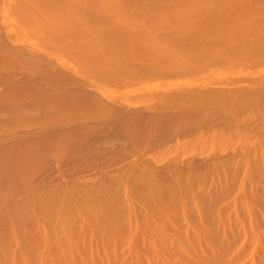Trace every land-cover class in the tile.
I'll return each mask as SVG.
<instances>
[{
	"label": "bare ground",
	"instance_id": "6f19581e",
	"mask_svg": "<svg viewBox=\"0 0 264 264\" xmlns=\"http://www.w3.org/2000/svg\"><path fill=\"white\" fill-rule=\"evenodd\" d=\"M0 2L3 4H1L2 7L0 9V129H2L0 131H2L4 135V137L0 136L3 138V140L0 138L2 146L0 148L3 150L2 152L0 149L2 152L0 153V222L2 221V224L5 221H9L14 229L16 227H21L20 225H22V223L27 224L26 222L31 220V217L34 219L38 218L37 221L39 222L40 220L41 222H45V220L49 221L50 219V224L52 221L56 224L60 223V225H53L55 226L53 228L50 227L53 229V232L55 228H59V232H63V235L66 233L70 238L65 237V235L64 238L61 239H69H66L68 243L65 241V244L70 245V249L67 245L65 246L67 250L69 249L70 251V254L68 253L69 256L72 255L71 249H73V252L76 249L79 256L81 255V250H88L89 259L93 258L94 260L95 256H91L96 252L100 254L102 251L101 249V252L98 249H96L98 251H94L93 247L96 244H100L104 249L107 247V251H110L108 253L111 256H109L108 253L107 255V251L104 250V252L106 251L104 253V255L106 254L104 260L107 261V263L106 261L105 263L108 264L112 262V264H115L121 257L120 254H123V243L127 246H131V244L133 245L136 243V240L138 241L141 239L143 242L149 241L150 244L154 243L153 245H155V239H157L154 238L155 236H157L161 242L164 241L163 243L165 244L166 240H168L169 244L173 241L179 243L181 241L185 242L186 240L187 242L190 237L189 233L198 238L202 236L211 237L215 234L214 231L217 233L219 230L220 232L223 230L222 234L225 235L227 229L229 231L234 229V221L240 220L237 217V219L234 218L235 220L231 218V220H234L231 221L229 219L230 216H227L229 213L225 209L224 210L228 213L227 215L221 211L223 208L229 210V199L231 196L234 194L233 198L237 197L239 190L240 193H244L243 196L245 195L246 199V195H249L248 198L250 197L253 199H257L261 194L263 195L264 75H259L260 77L256 78L258 75L255 73V78H250L251 80L247 79L245 84L232 88L225 86L224 83L226 82H222L224 85H221L216 83L217 80L213 81L217 76L215 78L213 77L214 79L212 80L216 84L207 78L208 83L205 82L203 85L196 86L199 83L197 82L196 84V82H194V85L196 84L194 87L193 81H191L192 79H187L188 82L191 81L190 83L192 84L188 85L187 82L185 88H179L178 83L177 88L168 89L159 86V88L161 87L162 89H158V86L156 87L158 84H155V86H153L157 89L151 88L152 90L145 91L147 94L144 90L142 91L139 89L142 91V94L137 95L140 97V100H135L136 103L133 101L134 104L131 102L132 100H129L131 103L125 102L127 101L126 96H128L129 93L125 91V96L121 93L123 92L121 90L119 95L123 94L126 100L123 101L121 97L120 102H118L119 100L116 101L114 96L112 95V98L110 95V93H112L111 91H114L115 88L112 86V89H114H110L109 93L106 88L108 86L105 87L107 89V91H105L106 89L102 88L103 86L101 83L103 82L104 84L105 81L108 80L112 81V84L115 81L120 84L119 81L121 82V79H123L122 81L124 82L125 80L138 81L149 76L155 77L156 74L159 76H168L167 74L179 70V72L184 70L188 72V69H191L189 70L190 72H195L198 67H200V69H198L199 71L201 68L203 69L204 66H214V64L218 65L220 62L223 63H220V66L222 65L223 67V65L226 64L224 65L225 68L229 66L230 69L232 67L239 68L245 65L251 67L252 65H260L263 67L264 64L261 63L264 62V0H0ZM108 19L115 21L122 20L121 22H124L123 19H125L127 22L124 23L127 25H124V27V23L122 24L121 22L120 24L118 23L119 25H115L116 23H112V21L106 22ZM138 19L145 22H140L138 24ZM94 21H96L95 24ZM102 22L103 24H101ZM149 22L151 23L148 24ZM261 22L262 26L260 25ZM91 23L95 26H92ZM135 23L139 25V29L135 26ZM144 23L148 24H145L146 26H143L144 28L149 30L154 28V33L157 32L160 34L158 37L162 35V37H166L170 42H164L162 40L163 42L161 43L163 44L157 47L155 44L152 46L150 41L151 47H154V50H157L159 53L156 52L157 54L154 56V59L152 57V61L150 58L148 60L150 62L146 61L145 63L143 59L146 57L144 58L142 53H147L144 52L145 50L143 52L141 51V53L138 54H142L140 56H142L143 61H141L142 64H137V66L136 63H134V55L136 53L134 48H136L135 46H137V48L140 46L141 48V43L138 46L134 44L135 41H132L135 45H133V47L131 40L136 39H129L126 41V38L134 36L135 34L139 35L142 28L140 24L142 26ZM130 26L136 28L131 27V30ZM253 26L258 27L255 28V30ZM259 26L261 27L259 28ZM115 28H117L118 31L116 30V32L114 31V33H112ZM124 28L128 30L125 32V30H123ZM92 30L97 31L91 32ZM160 31L163 34H161ZM90 35L96 38L101 35H106L108 39L110 38L109 36H111L112 39L114 37L113 40L115 41H110V38L109 42L105 44L106 38H104V44H101L102 48L106 49L104 52L106 57L105 55L104 57L107 62L103 61L104 64H100L102 63V61H100L101 59H98L100 62L96 61L97 58L93 60L95 55L99 54L96 52L98 50L97 48H94L97 54L92 50L93 47L89 49L86 47L90 51H87V53H89V59L91 58L93 61L88 60V57L85 58L87 60L82 58L85 61L78 60L80 58V51L78 53L79 56H75L77 59L72 56V58L70 57L71 59H69L71 55L69 52L71 49H69V46L71 45H69V43H80L79 39L83 37L86 38ZM115 36L118 37L119 41L116 40ZM78 37L79 39H76V41L73 39ZM119 37L124 40L122 41L123 43L120 42ZM40 38H43V41H41ZM96 38L93 40L96 41L99 37ZM135 38L137 37L135 36ZM69 39H73L75 43L73 41L70 42ZM140 39L143 38L140 37ZM101 40H99V43H101ZM153 40H155V38ZM87 42L89 41L87 40ZM43 43H48L46 46L50 47L51 50L55 47L56 49L62 50L63 53L61 52L59 55V50L57 52L56 49L52 50L53 53L51 51L49 52L48 50L50 49L48 48V50H46L47 47ZM79 43L75 44V47L78 46V49L79 46L80 49L83 48L84 46L81 47V45H78ZM92 43L94 42H91V44ZM99 43L98 45H100ZM136 43H138L137 40ZM83 44H86V42H83ZM88 44L86 45L88 46ZM118 46L123 48L124 54H122ZM116 47L120 49L118 51H121V53L117 54L118 52L115 50ZM143 48L144 47L141 49ZM203 48L206 49L204 50ZM211 50L213 51L211 52ZM70 51L73 53V50ZM204 51L210 52L206 54ZM75 52L76 51H74V53ZM82 52L85 53L84 50ZM171 55H174V57L172 58ZM136 56H138L136 59H139L137 53ZM175 57L178 58L174 60ZM200 57H202L203 60ZM72 59L75 60L73 61ZM208 60H210L211 63H209ZM214 60L216 62H214ZM217 60L219 61L217 62ZM70 61H73V63ZM74 62H77L80 67L78 68V65ZM74 64L75 67L82 71H79L81 73H79L78 76V69L71 66ZM112 65L115 66L112 67L116 69H113L115 71L119 68L122 70V67H127L125 68L128 69L127 71L123 68L126 73L122 70L125 74H122V71L120 73L123 75V78L122 76L118 77L119 75H114L113 77V75L111 76L110 74L107 78V76L104 75L107 68L109 70V67ZM99 66L103 69L106 68L105 71L101 69L104 73L101 72V75L97 77V80H102V82H99L100 86L99 83L98 85L93 83L97 88H89V86H91L89 84L92 82L88 83V86L82 77L84 75L85 78L87 72H90L87 75H91V71ZM187 66L190 67L187 69ZM260 66L259 68L261 69L262 67ZM72 67L77 72L74 71ZM215 67L216 66H214V69ZM219 67L216 68L219 69ZM229 68H227L228 71L230 70ZM222 69H224V67ZM263 69L264 67L262 70ZM250 70L252 71L253 68ZM207 71L206 73L209 72ZM220 71L219 69L214 72L219 73ZM251 71L246 73H250V76H252ZM260 71L258 72L259 74ZM212 73H210L209 76H211ZM227 73L226 70V74ZM234 73H236V71ZM246 73L240 75L237 72V74H239V79H242V81L246 79L242 76H247ZM80 74H82V77H80ZM95 74L97 75V72ZM98 74L100 73L98 72ZM229 74L231 73L229 72L228 75ZM220 75H223L222 71ZM231 75L232 78L235 77H233L235 74ZM205 76L203 75V77ZM90 77H92V75ZM221 77L222 76H220V78ZM229 78H231V76ZM202 79L204 78L201 77V80H199L202 82ZM239 79H237L236 76L235 81L232 80L233 84L239 81ZM91 80L95 81L93 79ZM230 80L231 79H229V81ZM163 82H160L161 85ZM169 83L171 84L170 81ZM167 84L168 82L166 85ZM181 84L184 85L185 83L181 82ZM171 85H174V83ZM190 85H192V87H189ZM124 86L126 87V85ZM149 88L150 87H148V90ZM115 90H117V88ZM118 91L119 90L114 92ZM134 96H136V94H134ZM131 97L133 99V96ZM22 124H27L29 127L32 126V129L29 127L25 128L26 125L23 126ZM19 126H23L21 127L23 129L21 130L20 128L19 130ZM16 128L17 130H15ZM24 128H29V130L23 131ZM2 132L0 134H2ZM98 141H101L100 146H96V144L98 145ZM11 142L13 144H10ZM102 142H104V144L107 143L109 146H102ZM117 143L120 145H117ZM194 145H202L204 148H208L209 151L211 150V152L209 155H206L203 160H201L202 158H197L198 154L196 152L198 149H196V152L193 151L189 153L191 155L188 154V157H185L186 159L182 156L183 153H185L184 151L180 154L176 153L178 152L176 148L178 149L179 146H182L180 149L183 150L190 146L193 147ZM174 146L178 147L175 148ZM160 147H163V149ZM173 147L176 150V152H173V154L176 153L174 155L171 154ZM154 148L159 149L158 151L161 149V151L160 153L158 152L159 155L155 153V156L153 155L151 159L150 156L154 153L153 151L151 152V150H157ZM165 148L171 151H164L166 150ZM197 148H199V146H197ZM128 152H133V155L130 154V156L133 157L131 158V164H127L128 167L126 165L122 166L121 162L124 163L123 161L126 160ZM166 153L170 154L166 155ZM149 154L150 156H146ZM161 154L165 158L166 156H172L171 158L169 157L164 164H161L158 163ZM200 155L202 157V154ZM156 162L161 166L157 167L153 164ZM119 163L121 166H118ZM49 166H51V171L48 170L49 173L43 172L45 168L50 169ZM52 166L55 167L56 174H53L55 170H52ZM112 166H114V169L110 168ZM108 168L110 171L105 170ZM38 172L39 174H43V176L41 175L43 178L40 177ZM36 175L45 183L51 178L54 181L57 175L64 176V178L61 177L64 183L67 180L66 178H76H74L75 180H68L69 182H66L63 186H57V188H55L56 185L54 188L51 186L49 187V184L53 183L52 181H49L50 183L48 182V185L42 183L43 185L41 186H39L41 183L38 182L37 187H35L36 185L33 186L31 182L36 179L39 181ZM59 176L55 178L56 182L62 181ZM255 178L258 180V186H256L255 181L253 185L252 182H247ZM32 179L35 180L32 181ZM260 182L261 184L259 186ZM248 183H250V186ZM233 191L234 193L232 194ZM230 194L231 196H229ZM198 196H201L202 200H197L200 198ZM228 196L230 198H228ZM226 198H228V202L225 200ZM241 198H243L242 201L245 199L242 196ZM222 201L228 204H223ZM13 202L14 205H11ZM233 203L231 205H233ZM235 203L237 202L235 201ZM191 204H193V207ZM221 204L223 206H221ZM225 204L229 207H225ZM241 204L244 205L245 201ZM11 206L13 208H11ZM244 206L248 207L246 204ZM190 207L192 209H190ZM250 207L252 206L250 205ZM236 209L234 212L237 211ZM249 209L252 210L253 208ZM242 212L245 211L242 210ZM43 213L46 214L44 215ZM248 213L247 216L253 212L249 211ZM41 214H43V216ZM52 214H55L56 220L59 218L58 222H56L55 219L52 220ZM233 214L235 215L237 213L235 212ZM38 215L41 216V218ZM56 215H58V217ZM255 215L256 213L254 216ZM225 216L227 219H225ZM250 217L251 215L249 219ZM73 221L75 223H72ZM245 221L244 219L243 224H246L244 223ZM232 222L234 226H232ZM250 222L252 223V220ZM2 224L0 223V226ZM69 225L71 227L74 226L73 229L67 228ZM247 225H245V227ZM44 226L42 229H44ZM237 226L238 225H236V227ZM77 227L79 228L78 230L72 231ZM65 228H67L66 232L64 231ZM28 230L30 232L31 229H27V231ZM46 230L48 229L42 230L44 236L45 233L48 234ZM56 231H58V229H55V232ZM70 231H72V233L79 232V235L76 233L72 234ZM229 231L227 232L229 234L231 233L230 235L233 236V230L231 232ZM244 232H246V230H244L243 233ZM50 233V238L49 235H46V239L44 240L55 237V239L53 238L55 242L61 238L60 236L57 238L59 233L57 235L55 234L56 236H51L54 233ZM252 233H250L248 238L253 237L251 236ZM254 233L258 234L257 231ZM244 234L246 235L247 233ZM244 234L243 237L246 238ZM181 235L184 236V241ZM2 236L4 237V235ZM232 236L229 237L231 238ZM3 237L0 236V238ZM5 237L7 238V235ZM31 238L28 237L29 240L24 239V242H30ZM256 238L257 237H255V240ZM49 239L48 241H50ZM159 239L156 240L157 244L160 242ZM258 239H260V237ZM228 240L230 241V239ZM15 241L17 242L18 240L16 239ZM36 241L38 240L36 239ZM75 241H77V244L81 243L82 246L80 245V247L83 249L79 248L77 244L75 248ZM198 241L197 239V242ZM1 242L2 244L0 245L3 246L5 242L2 240ZM57 242L58 245L61 244L59 241ZM189 242L192 241L190 240ZM260 242L262 243V238ZM94 243L95 245L93 246ZM230 243L233 244L234 241L232 240ZM9 244L11 243L9 242ZM160 244L163 245L162 243ZM40 245L42 244L40 243ZM120 245L123 248L122 252L120 250L121 253L118 252ZM126 245L125 247H127ZM153 245H151V247ZM181 245L183 246L184 243ZM30 246L34 245L32 244ZM62 246L59 247L58 253L56 252L57 254L61 252L65 253L66 248L65 251H63V248L60 252ZM257 246H259V244H257ZM43 247L42 245V248ZM4 248L6 249L7 247ZM4 248L3 257H0V264H32L33 261L27 256L29 253L27 254L24 251L26 254L22 253L20 258H18L17 254L15 255L14 252L9 250L11 254H4ZM14 249L15 247L13 251ZM111 251L113 252L111 253ZM200 251L202 253V250ZM200 251L198 253H200ZM45 252H48L47 249ZM126 252L128 253L129 250L127 249ZM160 252L156 253L159 255ZM63 253L62 256H60L62 258L49 256L47 259H42L41 256V259L39 258L40 262L39 260H36V262H39V264H64L67 260H64L65 262L62 260L69 256L67 252L65 256ZM50 254H52V252ZM57 254L55 256H59ZM84 254L85 253H83V255ZM98 254L97 256L100 258L98 260H101L100 263L102 264L104 262L102 258L103 255L101 256ZM255 254H257V251ZM66 255L68 257H66ZM152 255H154V252ZM188 256L189 255L186 257L188 258ZM37 257L35 259H37ZM70 257L68 260L70 261L71 259L73 262L69 264H78V261H84L81 256L78 257V260L76 259V262L74 260L75 256L72 255ZM208 257L210 258V256ZM130 258L131 256L127 259ZM154 258L156 257L154 256ZM135 259L136 258H134V260ZM150 260L151 263L149 264H152V258ZM87 261H84V264H86L85 262ZM91 261L92 259L90 263ZM130 261L131 260H129V262ZM146 261L148 264V259ZM225 261H227V259Z\"/></svg>",
	"mask_w": 264,
	"mask_h": 264
},
{
	"label": "rangeland",
	"instance_id": "374dc122",
	"mask_svg": "<svg viewBox=\"0 0 264 264\" xmlns=\"http://www.w3.org/2000/svg\"><path fill=\"white\" fill-rule=\"evenodd\" d=\"M1 4H2V3L0 2V9H1V7H2ZM2 5H3V4H2ZM0 15H1V12H0ZM258 16H260V15H258ZM258 19H259V17H258ZM258 19H257V20H258ZM109 20H110V21H109ZM120 20H121V19H120ZM126 20H128V19H126ZM252 20H253V19H252ZM255 20H256V19H255ZM111 21H112V23H116L115 25H117L118 23L120 24V22H121L122 20H121V21H119V20H116V21H115V20H111V19L106 20V22H111ZM118 21H119V22H118ZM123 21H124V22H127V21H125V19H123ZM128 21H129V20H128ZM132 21H133V20H132ZM135 21H136V20H135ZM95 22H96V21H94V24H95ZM103 22H105V21H103ZM103 22H102L101 24H103ZM124 22H121V23L123 24ZM140 22L143 23V22H145V21H142L141 19H140V20L138 19V24H139ZM256 22H257V21H256ZM75 23H76V22H75ZM99 23H100V22H99ZM128 23H129V22H128ZM130 23H131V22H130ZM136 23H137V22H136ZM136 23H135V26H137V28H138L139 25H137ZM146 23H147V21H146ZM146 23H144V25H142V26H141V24H140V27H142L143 29L141 28L142 31L140 30V34H139V35H136V34H135L134 36H130L129 38H126V41H128L129 39H130V40H131V39H136V40H137L138 43H136V40H131L132 46H133L134 44H137V45L139 46L140 43H141V48L144 47L143 49H141L140 46H139V47H138L139 50H138L137 46L134 45V46L136 47V48H134V49L136 50L137 55H139V59H136V57L138 58V56H136V53H135V55H134L135 58L133 57V58H134V63H136V65H137V64H139V65L142 64L141 61H143V60H144L145 63H146V61H147V62H150V61H148L150 58H151L150 60L152 61V57H153V59H154V56H155L157 53H159L157 50H154V47H151V45L154 46V44H155L157 47H159L160 44H163V43H161V42H163V41H164V42H165V41H166V42L169 41V40L166 39V37H164V36L162 37V35L160 36V37H162V38L158 37L160 34H158L157 32H156L157 34L154 33V31H155L154 28H153V29L151 28L152 30H151V29L149 30V29H147V28H144L143 26H146V25L150 24L151 22H149L148 24H146ZM258 23H259V22H258ZM76 24H78V23H76ZM91 24H92V23H91ZM109 24H110V23H109ZM119 24H118V25H119ZM131 24H132V23H131ZM145 24H146V25H145ZM254 24H255V21H254ZM256 24H257V23H256ZM263 24H264V23H263ZM110 25H111V24H110ZM124 25H127V24L124 23L123 26H124ZM258 25H259V24H258ZM260 25L262 26V22L260 23ZM92 26H95V25L92 24ZM112 26H113V25H112ZM121 26H122V25H121ZM149 26H150V25H149ZM261 26H259V28H260ZM115 27H117V26H115ZM118 27H119V26H118ZM124 27H125V26H124ZM126 27H128V26H126ZM131 27H132V28H136V27L130 26V29H131V30H132ZM257 27H258V26H257ZM257 27L253 26L254 29L257 28ZM259 28H258V29H259ZM130 29H129V30H130ZM138 29H139V28H138ZM116 30H117V28H115V30H113L112 33H114V31L116 32ZM123 30H125V28H124ZM126 30H128V29H126ZM126 30H125V32H126ZM131 30H130V31H131ZM153 30H154V31H153ZM255 30H256V29H255ZM96 31H97V30H92L91 32H96ZM117 31H118V30H117ZM137 31H138V30H137ZM137 31H136V32H137ZM144 31H145L146 33H145ZM151 31H153V32H151ZM142 32H143L144 34H143ZM160 32H161V31H160ZM131 33H132V32H131ZM134 33H135V32H134ZM151 33H152V34H151ZM153 33H154V34H153ZM137 34H138V33H137ZM161 34H163V33L161 32ZM146 35H147V36H146ZM148 35H149V36H148ZM150 35H151L152 37H151ZM155 35H157V36H155ZM91 36H92V35L87 36L86 38L83 37V38H81L82 40L79 39V37H78V38H73V39H75V41H76V39H79V40H80V43H79V42H77V43H79L78 45H81V47L84 46V47L81 48V49H80V46H79V49H78V46L75 47V46H76L75 44H77V43H75V42L73 41V39H69L70 42L73 41V42L75 43V44H73V43H69V45H71V46H72V44H73L72 47L69 46V49L71 48L70 50H73V53H72V51L69 50V52L71 53V55L69 56V59H71L72 57L75 58V56H79V54H80V58H79L78 60H83L82 58L85 59V58L88 57L87 59L91 61L92 59H91V58L89 59V55H88L89 53H87V51L90 52L88 49L93 47L92 50L95 52L96 49L94 50V48H97L98 50H97L96 52L99 53V54L101 55V56H100L99 54H98L99 56H98V55H95V57L93 58V60H95L96 58H97L96 61H98V59H99V60L101 59L100 61H102V63H100V64H104L103 61H106V62H107V60L105 59L106 55H105V53H104V52L106 51V49H105V48L103 49V48H102V45L104 44V38H106V41H105V44H106L107 42H109V39H110V38H111V39H110V41H111V40L114 39V37H113V39H112V37L109 36L110 38L108 39V37H107L106 35H105V36H104V35H101V36H98L99 38L97 37V38H98V39H97L95 36H94V37H91ZM102 36H103V37H102ZM135 36H136L137 38H135ZM143 36H144V37H143ZM154 36H155V37H154ZM88 37H89V38H88ZM101 37H102V38H101ZM140 37L143 38L144 40H143V39H140ZM84 38H85V39H84ZM95 38L97 39V40H96L97 42H96L95 40H93V39H95ZM115 38H116V40H118V37L115 36ZM119 38H120V37H119ZM154 38H155V40H153ZM158 38H159L160 40H159ZM86 39H87L89 42H87ZM101 39H102V40H101ZM146 39H147V40H146ZM156 39H157L158 41H157ZM174 39H175V38H174ZM40 40L43 41V38H40ZM84 40H86V41H84ZM91 40H92V41H91ZM99 40H101V43H99V42H100ZM139 40H140V41H139ZM162 40H163V41H162ZM69 41H68V42H69ZM77 41H78V40H77ZM81 41H82V42H81ZM113 41H115V40H113ZM118 41H119V40H118ZM122 41H124V40H122V38H120V42H122ZM132 41H133V42L135 41V43L133 44ZM146 41H147V42H146ZM148 41H149V42H148ZM150 41H151L152 44L150 43ZM173 41H174V40H173ZM173 41H172V42H173ZM83 42H86V44H88V43L91 44V42H94V43H92L91 45L88 44V46H87L86 44H83ZM156 42H157L159 45H158ZM169 42H170V41H169ZM45 43H46V42H45ZM45 43H43V44L46 46L48 43H47V44H45ZM98 43H99L100 45H98ZM102 43H103V44H102ZM122 43H123V42H122ZM142 43H144V44H142ZM146 43H147V45H148V44H149V45L151 44V45H150V46H149V45L147 46ZM101 44H102V45H101ZM92 45H94V46H92ZM97 46H98V47H97ZM134 46H133V47H134ZM145 46H146V47H145ZM46 47H47L46 50H48V48L50 49V47H48V46H46ZM86 47H87L88 49H87ZM100 47H101L102 49H101ZM118 47H120V46H118ZM122 47H123V46H122ZM148 47H150V48H148ZM157 47H156V48H157ZM208 47H209V46H208ZM210 47H211V46H210ZM84 48H85V49H84ZM53 49H56V48L54 47ZM53 49H52V50H53ZM75 49H76V50H75ZM99 49H100V50H99ZM120 49H121V51H122V54H124V52H123V48L120 47ZM120 49L117 48V47L115 48V50L118 52L117 54L121 53V51H118V50H120ZM126 49H127V48H126ZM152 49H153V50H152ZM203 49H204V48H203ZM203 49H202V52H203ZM205 49H206V48H205ZM205 49H204V50H205ZM210 49H211V48H210ZM52 50L50 49V50H48V51H49V52L51 51V52L53 53ZM56 50H57V52H58L59 49H56ZM77 50H78V52H77ZM83 50L85 51V53L82 52ZM90 50H91V49H90ZM124 50H125V49H124ZM144 50H145V51H144ZM147 50H148V51H147ZM215 50H216V49H215ZM54 51H55V50H54ZM67 51H68V49H67ZM74 51H76V52L74 53ZM79 51H80V53H79ZM99 51H101V52H99ZM125 51H126V50H125ZM137 51H139V52H137ZM141 51H142V52L144 51V52H146L147 54H145V53H142L143 55H142V54H138V53H141ZM212 51H213V50H211V52H212ZM57 52H55V53H57ZM61 52H62V50H59L58 54L60 55ZM81 52H82V53H81ZM96 52H95V53H96ZM148 52H149V53H148ZM156 52H157V53H156ZM204 52H206V51H204ZM209 52H210V51H209ZM209 52H206V54H208ZM62 53H63V52H62ZM67 53H68V52H67ZM70 53H68V54H70ZM78 53H79V54H78ZM97 53H96V54H97ZM103 53H104V54H103ZM151 53H153V54H151ZM175 53H176V52H175ZM175 53H174V54H175ZM58 54H57V55H58ZM68 54H67V55H68ZM74 54H76V55H74ZM84 54H85V55H84ZM86 54H87V56H86ZM150 54H151V55H150ZM160 54H161V53H160ZM73 55H74V56H73ZM82 55H83V56H82ZM104 55H105V57H104ZM140 55H142L144 58H145V57H146V58L142 60V56H140ZM53 56H55V55H53ZM71 56H72V57H71ZM150 56H151V57H150ZM171 56H172V55H171ZM171 56H170V58H171ZM201 56H202V55H201ZM204 56H205V55H204ZM206 56H208V55H206ZM70 57H71V58H70ZM100 57H102V58H100ZM103 57H104V59H103ZM173 57H174V55L172 56V58H173ZM67 58H68V57H67ZM176 58H178V57H175L174 60H176ZM200 58H202V57H200ZM75 59H77V58H75ZM75 59H74V60H75ZM87 59H85V60H87ZM135 59H136V61H135ZM146 59H147V60H146ZM72 60H73V59H72ZM74 60H73V61H74ZM78 60H77V61H78ZM85 60H83V61H85ZM93 60H92V61H93ZM174 60H173V61H174ZM177 60H178V59H177ZM202 60H203V58H202ZM73 61H72V62L70 61V62L73 63ZM96 61H94V62H96ZM100 61H98V62H100ZM137 61H138V62H137ZM199 61H200V59H199ZM218 61H219V60H217V62H218ZM140 62H141V63H140ZM144 62H143V63H144ZM174 62H176V61H174ZM203 62H206V61H203ZM208 62L211 63L210 60H208ZM214 62H216V61L214 60ZM74 63L77 64V62H74ZM79 63H80V62H79ZM199 63H200V62H199ZM201 63H202V62H201ZM220 63H221V62H220ZM220 63H218V65H216V64H214V63H212V64H214V66H216V67L218 68V67L220 66ZM164 64H165V63H164ZM166 64H167V63H166ZM204 64H205V63H204ZM207 64H208V63H207ZM207 64H206V65H207ZM221 64H223V63H221ZM261 64H264V62H262ZM77 65H78V64H77ZM208 65H209V64H208ZM224 65H226V64H224ZM224 65H223L224 69H222V68H223L222 65L219 67V69L222 71V74H223V75H220L221 71H220L219 73H215V72L218 71L219 69H217L216 67H215V69H214V66H213V65H209V66H207V67L204 66L203 69L201 68V70H199V71H198V69H200V67L197 66L198 69H197V70L195 69V70H196L195 72H193V71L190 72L189 70H191V69H188V67H190V66H187V69H188V72H189V73L186 72L187 70H184V69H183L184 71H181V72H179V71H180V70H179V71H174L175 73H174V72L169 73V74H167L168 76H161V75L159 76V75L156 74L155 77H154V76H153V77H150V76H149V77H146V78H142V80L140 79V80H138V81H137V80H132V81H126V80H125V82H124V81H122L123 79L120 78V79H121V82L118 80L120 84L116 83L117 81L113 82V84H112V81H108V80H107V81L103 80V81H105V83L103 84L102 80H97V79H98V78H97L98 75L100 76V75H101V72L104 73V71H105V69H106V68L103 69V68L100 67V66L96 68V69L99 70V71H97L96 69H94V70L91 71V75H92V77H90V76H91L90 74L87 75V74L90 73V72H87V74L85 75V78H84V75H83V77H82V74H80V77L83 78L84 82H85L87 85H88V83H91V82H92L91 84H89V85H91V86L88 85L89 88L92 87V89L96 87L95 84H93V83H96V84L98 85L99 82H102V83H101V85L103 86L102 88H105L106 86H108V87H106V88L108 89V92H109V93H110V89L113 90L114 88H115V89L117 88V90H119L118 92H114V91H117V90L114 89V91H111L113 94L110 93L111 96H112V95L114 96V99H115L116 101L119 100L118 102H120L121 97H122V100H123V101L127 99V101H125V102H127V103H131V102H132V103L134 104L135 100H136V101L140 100V97L137 96V95H141L143 90H144V92H145V91H150V90H152L153 88L157 89V88H156L157 86H158V89H160L161 87H162V88H163V87H164V88H168V89H170V88H177L178 83H179V85H178L179 88H180V87H184V88H185V87H186V84H187V82H188L187 79H189V80L192 79L191 81H193L192 83H193V87H194V86L197 84V82H198L199 84H197L196 86H198V85H203V84H205V82L208 83V82H207V78H208V80L210 79V81H212V80L217 76L213 81H216V80H217L218 82L216 81V83H219V84H221V85L223 84L222 82H226V83H224L225 86H227V87H229V88H232V87H234V86H238V85H241V84H245L246 81H247V79L251 80L250 78H253V77L255 78V76H254L255 73L258 75V76H256V78H257V77H260L259 75H261V76L264 75V74H262V73H264V71H263L264 69L262 70V68H263L264 66L262 67V66L259 65L260 67H262L261 69L259 68V66H256V65H255V66L252 65V67L249 66V65H248V66L245 65V66H240L239 68H238V67H232V68L230 69L228 65H227L228 67H226V68H225ZM71 66H74V67H75V64H74V65H71ZM101 66H103V67H107V66H105V65H101ZM137 66H138V65H137ZM199 66H201V65H199ZM202 66H203V64H202ZM79 67H80V66L78 65V68H79ZM112 67H115V66H113V65L110 66V67H109L110 69L108 70V68H107V70L105 71L106 74L104 73V75H106L107 78H108V75H109V74H110L111 76L113 75V77H114V75H119L118 77H121V76H122V78H123V75H122V74H125L126 71L128 70V69H125V68H127V67H122V70H124V69L126 70V71L124 70V72H125V73H124V72L121 70V68H119V69H117V71H115L116 69H115V68H112ZM193 67H194V66H193ZM205 67H206L207 69H206ZM221 67H222V68H221ZM247 67H248V68H247ZM255 67H256V69H255ZM72 68H73V67H72ZM75 68H77V67H75ZM78 68H77V69H78ZM123 68H124V69H123ZM184 68H185V67H184ZM191 68H192V66H191ZM208 68H212V69H208ZM227 68H229L230 70L228 71ZM236 68H237V69H236ZM243 68H244V69H243ZM252 68H253V70L251 71L250 69H252ZM73 69H74V68H73ZM80 69H82V68H80ZM101 69H103L104 71H103V70L101 71ZM111 69H112V70L115 69V70H113V72H112ZM178 69H179V68H178ZM192 69L194 70V68H192ZM216 69H217V70H216ZM245 69H247V70H245ZM95 70H96V71H95ZM118 70H120V71H118ZM181 70H182V69H181ZM207 70H208L209 72H208ZM223 70H224V71H223ZM226 70H227L228 73L230 72L231 74H235V75H233V77H234V76H235V77L237 76V79H239V77H238L239 74H240V75H241V74H245L246 72H250V71H251V73H252V74H251L252 76H250V73H248L249 75L246 73V75L248 76V78H247V76L242 75V76H244V77L246 78V79H244L245 82H244V80L242 81V79H239V81H236V83L233 84V81H235V77L232 78V75L229 74V75L231 76V78H229L230 76L228 75V73L226 74ZM231 70H233L234 72L236 71V73H234V72L231 71ZM242 70H244L245 72L242 71ZM249 70H250V71H249ZM254 70H255V72H254ZM260 70H261V71H260ZM74 71H76V70L74 69ZM77 71H78V72H77ZM77 71H76V72L78 73V74H77V76H78L79 73H81L82 71L79 70V69H78ZM79 71H81V72H79ZM84 71H85V70H84ZM93 71H94V72H93ZM109 71H110V72H109ZM121 71H122V74H120ZM197 71H198V72H197ZM201 71H202V72H201ZM206 71H207L208 73H206ZM210 71H211V72H210ZM214 71H215V72H214ZM239 71H240L241 73H240ZM259 71H260V74L258 73ZM96 72H97V75L95 74ZM98 72H99L100 74H98ZM107 72H108V73H107ZM170 72H171V71H170ZM176 72H178V73H176ZM185 72H186V74H185ZM196 72H197V73H196ZM212 72H214L215 74L212 73ZM237 72H238L239 74H237ZM85 73H86V71H85ZM92 73L94 74V76H93ZM111 73H112V74H111ZM113 73H114V74H113ZM173 73H174V75H173ZM180 73H181V74H180ZM203 73H206V74H203ZM210 73H212L211 76H209ZM75 74H76V73H75ZM179 74H180V75H179ZM202 74H203L204 76L208 74V75H207L208 77H207V76L203 77ZM217 74H218V75H217ZM170 75H171V76H170ZM172 75H173V77H172ZM177 75H178V76H177ZM86 76H88V77H86ZM111 76H109V77H111ZM124 76H125V75H124ZM220 76H222V77H223V76H224V77L227 76V77H226V78H224V77L222 78V77H221V78L223 79V80H222V79L220 78ZM249 76H250V77H249ZM125 77H127V76H125ZM199 77H200V78H199ZM201 77L205 79V80L202 79L204 82H203V81H202V82L200 81V80H201ZM210 77H211L212 79H211ZM213 77H214V78H213ZM87 78H88V79H87ZM90 78L93 79V80H95V81H92ZM151 78H152V79H151ZM198 78H199L200 80H199ZM217 78H218L219 80H218ZM227 78H229V79H231V80L229 81V79H227ZM241 78H243V77H241ZM89 79H90L91 81H90ZM111 79H112V78H111ZM116 79H119V78H116ZM148 79H149V80H148ZM156 79H157V80H156ZM162 79H163V80H162ZM220 79H221V80H220ZM145 80H146V81H145ZM161 80H162V81H161ZM183 80H184L185 82H184ZM186 80H187V81H186ZM194 80H195V81H194ZM232 80H233V81H232ZM240 80H241L242 82H241ZM139 81H140V83H139ZM142 81H143V82H142ZM144 81H145V82H144ZM163 81H164V82H163ZM166 81L168 82L167 85L170 84L169 81L171 82V84L174 83V85H171V84H170L169 86H167V85H166V83H167ZM174 81H175V82H174ZM180 81L183 82V83H185V84L182 85ZM191 81L188 82V85H189V84H192V83H190ZM210 81H209V82H210ZM213 81H212V82H213ZM220 81H221V83H220ZM107 82H108V83H107ZM122 82H123V83H122ZM126 82H128V83H126ZM160 82H163L162 85H161ZM165 82H166V83H165ZM194 82H196L195 85H194ZM212 82H211V83H212ZM106 83H107V84H106ZM109 83H110V84H109ZM125 83H126V84H125ZM175 83H177V84H175ZM213 83H215V82H213ZM216 83H215V84H216ZM116 84H117V85H116ZM127 84H128V85H127ZM131 84H133V85H131ZM155 84H158V85H156V87H154ZM224 84H223V85H224ZM93 85H94V87H93ZM104 85H105V86H104ZM109 85H110V86H109ZM114 85H115V86H114ZM124 85H126V87H125ZM153 85H154V86H153ZM163 85H164V86H163ZM188 85H187V87H188ZM99 86H100V83H99ZM112 86L114 87L113 89H112ZM159 86H161V87L159 88ZM120 87H121V88H120ZM148 87H150L149 90H148ZM189 87H192V85H190ZM96 88H97V87H96ZM106 88H105V89H106ZM123 88H124V90H123ZM151 88H152V89H151ZM162 88H161V89H162ZM0 89H1V88H0ZM107 89H106L105 91H107ZM139 89L142 90V91H140ZM120 90L123 91V92H121ZM136 90H137V91H136ZM101 91H102V90H101ZM103 91H104V90H103ZM125 91H126V93H127V92L129 93L128 96L125 95V94H126ZM132 91H134V92H132ZM108 92H107V93H108ZM120 92L123 93L127 98L125 99L124 96H123V94H121L122 96L119 95ZM131 92H132V93H131ZM136 92H137L138 94H137ZM144 92H143V93H144ZM139 93H140V94H139ZM145 93H146V92H145ZM134 94H136L137 98H139V99H137L136 96H134ZM146 94H147V93H146ZM115 95L117 96V98H116ZM118 95H119V96H118ZM129 95H130V96H129ZM111 96H110V97H111ZM113 96H112V98H113ZM131 96H133V99H132ZM129 97H130V98H129ZM134 97H135L136 99H135ZM119 98H120V99H119ZM123 98H124V99H123ZM129 100H132V101L130 102ZM123 101H121V102H123ZM133 101H134V102H133ZM135 103H136V102H135ZM22 125H23V124H22ZM25 125H26V126H25ZM25 125H23V126H25V128H26V127H29V125H28V126H27V124H25ZM23 126H19L18 129L20 130V128L23 127ZM31 127H32V126H31ZM31 127H29V128L32 129ZM25 128H24L23 131H25V130H27V129L29 130V128H27V129H25ZM33 128H34V126H33ZM22 129H23V128H21V130H22ZM0 130H2V129H0ZM15 130H17V128H16ZM1 132H2V131H0V133H1ZM0 136H3V137H4L3 132H2V134H0ZM0 138H2V137H0ZM1 140H3V138H2ZM100 143H101V141H98V145L96 144V146H100V145H101ZM120 143H122V142H120ZM10 144H13V143L11 142ZM14 144H15V143H14ZM102 144H103L102 146H104V145L107 146V145H108L107 143L104 144V142H102ZM115 144H116V143H115ZM110 145H111V144H110ZM117 145H120V144L117 143ZM108 146H109V145H108ZM194 146H196V147H194ZM194 146H193V147L190 146V147H188V148H186V149H183V150L180 149L182 146H179V147L176 146V147H178V149L174 146L178 152H176L175 148L173 147V148H172V152H171V154H172V155H174V154H176V153H179V154H180V153H183V151H184L185 153H183L182 156H184V158H185V157L187 158L189 153H192L193 151L196 152V149H198V151L196 152V153L198 154V157H197V158H199V159L202 158L201 160H203L204 157H206V155H209L210 152H211V150L209 151L208 148H204L202 145H194ZM197 146H199V148H197ZM200 146H202V147H200ZM0 147H2V146H1V141H0ZM160 148H161V147H160ZM189 148H190V149H189ZM191 148H192V149H191ZM194 148H195V150H194ZM203 148H204V149H203ZM0 149L2 150V148H0ZM154 149H155V148H154ZM156 149H157V148H156ZM156 149H155V150H156ZM161 149H163V147H162ZM161 149H160V151H161ZM165 149H166V150H164V151H167V152L171 151V150L168 149V148H165ZM167 149H168V150H167ZM173 149H174V150H173ZM179 149H180L181 152L179 151ZM207 149H208L209 153H208ZM158 150H159V149H157L156 151L151 150V152L153 151L154 153L151 154V152H150L151 156H150V154H149V155H146V156H150V158H151L153 155L155 156V153H156V154H158V152L160 153V151H158ZM131 151H132V150H131ZM162 151H163V150H162ZM174 151H175L176 153L173 154ZM199 151H200V153H199ZM202 151H203L204 153H203ZM206 151H207V153H206ZM2 152H3V150H2ZM2 152L0 151V153H2ZM201 152H202V153H201ZM139 153H140V152H139ZM130 154L133 155V152H132V153H129V152L127 153V158H126V160L123 161L124 163L121 162V165H122V166H123V165H124V166H125V165L127 166V164H131V160H132L131 158H133V157H131ZM140 154H141V153H140ZM140 154H139V155H140ZM162 154L164 155L163 152H162ZM162 154L159 156V157H160V161L158 160V161H159L158 163L164 164V162H166V161L169 159V157L171 158L172 155H170L169 157L166 156V158H165L164 156H162ZM169 154H170V153H169ZM169 154L166 153V155H169ZM200 154H202V157H201ZM0 155H1V154H0ZM158 155H159V154H158ZM189 155H191V154H189ZM161 156H162V157H161ZM159 157H158V158H159ZM144 158H145V157H144ZM148 158H149V157H148ZM150 158H149V159H150ZM152 158H153V157H152ZM152 158H151V159H152ZM154 158H155V157H154ZM162 158H163L164 161L162 160ZM186 158H185V159H186ZM165 159H166V160H165ZM155 160H157V159H155ZM161 160H162L163 163L161 162ZM158 163L156 162V163H153V164L156 165L157 167H158V166L160 167L161 165H159ZM121 165H120V163L118 164V166H121ZM114 166H115V165H114ZM114 166H112V167H110V168H113ZM50 167H51V166H49V168H50ZM52 167H53V166H52ZM115 167H117V166H115ZM127 167H128V166H127ZM54 168H55V167H53L52 170H55ZM118 168H119V167H118ZM45 169H46V171H45ZM45 169H44L43 172H47V173H49V171H51V168H50V169L45 168ZM113 169H114V168H113ZM48 170H49V171H48ZM105 170H109V171H110L109 168H108V169H105ZM41 171H42V170H41ZM52 172H53V171H52ZM50 173H51V172H50ZM60 173H61V172H60ZM90 173H91V172H90ZM92 173H94V172H92ZM38 174H39V172H38ZM53 174H56V170H55V173H53ZM57 174H58V172H57ZM39 175H40V177L43 176V174H39ZM41 175H42V176H41ZM61 175H62V174H61ZM88 175H90V174H88ZM91 175H92V174H91ZM57 176H59V175H57ZM57 176H56L55 178H57ZM92 176H93V175H92ZM36 177L39 179V176H38V175H36ZM59 177H60V179H62L61 177L64 178V176H59ZM86 177H88V176H86ZM89 177H91V176H89ZM34 178H35V177H34ZM42 178H43V177H42ZM53 178H54V177H53ZM55 178H54V181H55ZM74 178H76V177H74ZM74 178H72V179L70 178V179H71V180H75ZM92 178H93V177H92ZM51 179H52V178H51ZM51 179H48V182H49V181H52V182L54 183V185H53V183H50V182H49L50 184H49L48 182H47V183L42 182L41 179H39V181H38L37 179H36V180H35V179H32V181H33V180H35V181H33L34 183L31 182V184H33V186L36 185L35 187H37L38 182H39V183H41V184H39V186H41V185H43V184H44V185H45V184H47V185L49 184V187L51 186V187L54 188L55 185H56L55 188H57V186H63L66 182H69L68 180H70V179L66 178L67 180H66V182L64 183V180H63V179H62L63 182H62L61 180H60V181H57V182H56V181L54 182L53 179H52V180H51ZM256 179H257V178H255L254 180L251 179L252 181H249V180H248L247 182H252V185H253V183L256 182V186H258V180H256ZM71 180H70V181H71ZM254 181H255V182H254ZM60 182H61V183H60ZM35 183H36V184H35ZM42 183H43V184H42ZM60 184H61V185H60ZM246 184H247V183H246ZM248 184H249V186H250V183H248ZM260 184H261V182L259 183V186H260ZM39 186H38V187H39ZM246 186L249 187L248 185H246ZM254 187H255V186H254ZM233 193H234V191L232 192V194H233ZM235 193H236V192H235ZM243 194H244V193H240V190H239L238 196H239L240 198L236 195L238 198H237V197H234V198H236V199H234V198H233V195H234V194H233L232 196H231V194L229 195V196H231V198L228 196V198H230V199H229V202H230L229 204H230V208H231V209L229 208V210H230L231 212H230L228 209H226V208H223V207H222L223 209L221 208V209H222L221 211H223L224 214L227 215V214L229 213L227 216H228V217L230 216V218H229L230 220H231V218H232V219H234V218L237 219V217H238V219H240V220H235V219H234L236 222H235L234 220H231V221H234V223H235V226H234V224H233V222H232V226H234V229H232L233 231L231 230L232 232H234V233H233V234H234L233 236L230 235L231 233L229 234V233L227 232V231H229L228 229L226 230V233H225L226 236H225L224 234H222V233H223V232H222L223 230H221V232H220V230H219V232L217 231V233H216V231L213 230V231L215 232V234H214L213 236H211V237H210V236H208V237H206V236H202L204 239H203L202 237L198 238V237H196V236H193L191 233H189V236H190V237H189V240H188L187 242H186V240L183 238L185 235H184V234H183L184 236L181 235L182 238H183V241L185 240L186 243H185V242H182V241L179 242V243H177V242H175V241H173L174 243L169 241L170 244L168 243V240L165 241V242H166V244H165V243H163V242H164L163 240H162L163 242H161V240H160L157 236H155L154 238H157V239H159V241H160V242H158V244H157V243H156V240H157V239H155V245H156V246L153 245L154 243H153V244H152V243L150 244L149 241H144V242H143L141 239H139L138 241L141 240L140 242H138V241L136 240V243H138V244L134 243L133 245L131 244V246L128 245L129 247H128L125 243H123V248H124V249H123L122 246L120 245V248H118V252H120V250H121V252H122V249H123L124 251L122 252L123 254H120V255H121V257H120L121 259H120V258L118 259V261H117L118 264H119V263H120V264H129V263H130V264H137V261H138L139 259H140V260L138 261V264H141V263H142V264H147V261H146L147 259H148V264H149V263H151V260H150L151 258H152V264H161V263H162V264H167V263H169V261H170L169 264H229V263H230V264H231V263H232V264H241V263H242V264H246V263H248V264H254V263H255V264H264V256H263V255H264V251H263V250H264V237H263V236H264V223H263V222H264V220H263V219H264V212H263V211H264V205H263V204H264V200H263V197H264L263 195H264V193H263V195L261 194L260 196H258L257 199H256V198L253 199V198H250V197L248 198L249 195H246V196H247V199H246L245 195L243 196ZM241 196L245 198L243 201H242L243 198H241ZM198 197H200V198H198L197 200H200V199L202 198L201 196H198ZM228 198L225 199L227 202H228ZM232 198H233V199H232ZM201 200H202V199H201ZM248 200H252V201H248ZM256 200H257V201H256ZM232 201H233L234 203H235V201H236L237 203L234 204ZM244 201H245L246 206H248V207L251 208V209L253 208V209L250 210L248 207H245V206H244L245 204L242 205L241 203H243ZM254 201H255V202H254ZM222 202H223V204H224V203H227V202H225V201H222ZM246 202H247V203H246ZM251 202H252V204H251ZM256 202H257V203H256ZM232 203H233V205H231ZM239 203H240V204H239ZM261 203H262V204H261ZM227 204H228V203H227ZM227 204H225L224 206L228 208L229 206H228ZM259 204H261V205H259ZM11 205H14V202H13ZM191 205H192V207H193V204H191ZM191 205H189V206H191ZM226 205H227V206H226ZM237 205H238L241 209H240ZM250 205H251L252 207H250ZM189 206H188V208H189ZM221 206H223V205L221 204ZM233 206H234V207H233ZM259 206H260V207H259ZM236 207H237V209H236ZM11 208H13V207L11 206ZM233 208H234V209H233ZM245 208H246V209H245ZM254 208H255V210L257 209V210H256L257 212L254 210ZM260 208H261V209H260ZM190 209H192V208L190 207ZM224 209H225L228 213H227ZM235 209L237 210V211H235L237 214L234 215L233 213H235V212H234ZM239 210H240V211H239ZM242 210H244L245 212H242ZM246 210H247V211H246ZM258 210H259V211H258ZM261 210H262V211H261ZM224 211H225L226 213H225ZM238 211H239V212H238ZM249 211L253 212L252 214H250V215H251L250 219L252 220V223L250 222L251 220L249 219V216H250V215L247 216V215L249 214V213H248ZM0 212H1V211H0ZM241 212H242V213H241ZM254 212L256 213L255 216H254V214H255ZM260 212H261V213H260ZM37 213H39V212H37ZM40 213H41V212H40ZM258 213H260L261 216H260V214H258ZM43 214L45 215L46 213H43ZM43 214H41V215L43 216ZM49 214H50V213H49ZM240 214H241V215H240ZM257 214H258V215H257ZM34 215H35V214H34ZM47 215H48V214H47ZM52 215H53V214H52ZM54 215H55V214H54ZM54 215L52 216V220L55 219V216H54ZM38 216H39V215H38ZM38 216H36V217H38ZM56 216L58 217V215H56ZM59 216H60V215H59ZM61 216H62V215H61ZM233 216H234V217H233ZM0 217H1V213H0ZM39 217L41 218V216H39ZM44 217H45V216H44ZM244 217H245V218H244ZM252 217H253V218H252ZM258 217H259V218H258ZM31 218H32L34 221H33ZM31 218H30L31 220H28V222H26L27 224H23V223H22V225H20L22 228H21V227H18V228L16 227V228L13 229V228H12V225L10 224L9 221H5V222H3L4 225L2 224V221L0 222V223L2 224V225L0 226V228H1V229H0V236L3 237L2 235H4V237H3V238H0V239H1L3 242H5V243H3V246L0 245V257H3V248H4V247H7L6 249L4 248V249H5L4 254H7V253L11 254V252H14L15 255L17 254V257L20 258V256H21L22 253H24V254H26V253L28 254V253H29L30 255L28 254L27 256L29 257V259H30L31 261H33L32 264H33V263H34V264H36V263L39 264L41 258H42V259H47V258H49V256H53L54 258H62V257H60V256H62V253H63V252H61V251L63 250V248H64L63 251H65V248H66L65 253L67 252V254H68V253L70 252V251H69V249H70L69 246H70V245L65 244V243L67 242L66 239L69 240L70 238L67 236V234H66L65 232H66L67 228H69V229L72 228V229H73L74 226L71 227V226L69 225V227L65 228V230H64V231H65L64 233H65V235H66V236H65V235H63V232H59V231H60L59 228H55L56 230L58 229V231H56V232H55V229H54V232H55V233L52 231V230H53L52 228L55 227V226L58 225V224L60 225V223L56 224V223H54V222L51 220L52 222H51V224H50V223H49L50 219H49V221H48V220H45V222H41V220L39 219L40 222L42 223V224H41L39 221H37L38 218H36V219H34L33 217H31ZM48 218H49V215H48ZM48 218H46V219H48ZM262 218H263V219H262ZM225 219H227L226 216H225ZM244 219L246 220V221L244 222V223H246V224H243ZM248 219H249V221H248ZM58 220H59V218H58ZM58 220L55 219L56 222H58ZM253 220H254V222H253ZM42 221H43V217H42ZM46 221H47V222H46ZM240 221H241V223H240ZM247 221H248V222H247ZM6 222H7V223H6ZM70 222H71V219H70ZM29 223H30V224H29ZM31 223H32V224H31ZM43 223H44V224H43ZM46 223H47V224H46ZM72 223H75V222L73 221ZM72 223H71V225H72ZM9 224H10V226H9ZM39 224H40V225H39ZM55 224H56V225H55ZM67 224H68V223H67ZM69 224H70V223H69ZM239 224H240V225H239ZM247 224H248V225H247ZM249 224H250V226H251L252 224H254V225H256V226L252 225L251 228H250ZM28 225L31 226V227H29ZM36 225H37V226H36ZM44 225H45V226H44ZM47 225H48V226H47ZM50 225H51V226H50ZM53 225H55V226H53ZM76 225H77V224H76ZM236 225H238V226L236 227ZM245 225H247V226L245 227ZM3 226H4V227H3ZM18 226H19V225H18ZM27 226H28L29 228H28ZM43 226H44V229H48V230H46V231H48V234L45 233V236H46V235H49V233L52 232V234H53V233H54V234L51 235V236H56V235L59 233V235L57 236V238H58L59 236H60L61 238H59V240H56V241L54 242L53 240L55 239V237H53L54 239H53V238L49 239V238H50V235H49V238H47V240H44V239H46V237L43 235V234H44V232L42 231V230H44V229H42ZM261 226H262V227H261ZM6 227H7V228H6ZM8 227H10V228H8ZM34 227H35L36 229H35ZM50 227H52V228H50ZM57 227H58V226H57ZM255 227H257V228H255ZM38 228H39V229H38ZM232 228H233V227H232ZM235 228H236V229H235ZM253 228H254V229H253ZM27 229H31L30 232H29V230L27 231ZM41 229H42V230H41ZM60 229H62V228H60ZM78 229H79V228L77 227L75 230H72V231H76V230H78ZM241 229H242L243 231L246 230V232H244V233H247L248 235H247V234L245 235ZM250 229H251V230H250ZM256 229H257V230H256ZM258 229H259V230H258ZM7 230H8V231H7ZM23 230H24V231H23ZM38 230H39V231H38ZM235 230H236V231H235ZM255 230L258 232V234H257V233H254V232H256ZM4 231H5V232H4ZM31 231H32L33 233H32ZM34 231H35V232H34ZM46 231H45V232H46ZM61 231H63V230H61ZM72 231H70V232L72 233ZM184 231H185V230H184ZM184 231H183V233H184ZM231 231H229V232H231ZM241 231H242V233H241ZM249 231H250V232H249ZM1 232H2V233H1ZM6 232H7V233H6ZM22 232H23V233H22ZM252 232H253V233H252ZM10 233H11V234H10ZM21 233H22V235H21ZM28 233H29V234H28ZM75 233H76L77 235H79V232H75ZM75 233L73 232L72 234H75ZM80 233H81V231H80ZM227 233H228V234H227ZM250 233H252L251 236H253L254 239H253V237H249V238H248V236H250ZM259 233H260L261 235H260ZM13 234H14L15 236H14ZM19 234H20V235H19ZM50 234H51V233H50ZM55 234H56V235H55ZM237 234H238V235H237ZM241 234H242V235H241ZM243 234L246 236V238L243 237ZM6 235H7V238L5 237ZM10 235H11V236H10ZM18 235H19V236H18ZM32 235H33L34 237H33ZM36 235H37V236H36ZM39 235H40V236H39ZM42 235H43L44 237H43ZM61 235H62V236H61ZM218 235H219V236H218ZM223 235H224V237H223ZM228 235H229V236H232V237L230 238ZM239 235H240V236H239ZM258 235H259V236H258ZM12 236H14V237H12ZM16 236H17V237H16ZM22 236H23V238H22ZM64 236H65V237H68L69 239H68V238H65V240H61V239L64 238ZM227 236H228V237H227ZM237 236H238V237H237ZM18 237H19V239H18ZM24 237H25V238H24ZM28 237H30V238L32 237L31 240H30V242H28V241H27V243L24 242V239L29 240ZM37 237H38V238H37ZM219 237H220V239H219ZM255 237H257L256 240L260 237V239L257 240L258 243L256 242ZM4 238H5V239H4ZM8 238H10V239H8ZM12 238H13V239H12ZM14 238H16L18 241L16 242V241H15L16 239H14ZM193 238H194V239H193ZM209 238H210V239H209ZM214 238H215V239H214ZM216 238H217L218 240H217ZM244 238H245V240H244ZM261 238H262V243L260 242V241H261ZM34 239H35V240H34ZM36 239H37L38 241H36ZM48 239H49L50 241H48ZM197 239L199 240L198 242H197ZM205 239H206V241H207L208 244L206 243ZM228 239H230V241L233 240L234 243H233V244L230 243V241H229ZM234 239H235V240H234ZM237 239H238V240H237ZM239 239H240V242H239ZM1 240H0V244H2ZM19 240L21 241V243H20ZM22 240H23V242H22ZM26 240H25V241H26ZM51 240H52L53 243L51 242ZM190 240H191L192 242H189ZM224 240H225V241H224ZM243 240H244V241H243ZM12 241H13V242H12ZM44 241H45V242H44ZM57 241H59V243H61V244L58 245V242H57ZM65 241H66V242H65ZM77 241H79V240H77ZM77 241H75L76 243L74 242V244H75V245H74L75 248H76L77 245H79V248H81V247H80L81 243L77 244ZM202 241H203V242H202ZM228 241H229V242H228ZM247 241H248V242H247ZM6 242L8 243V245H7ZM9 242H10L11 244H9ZM14 242H15V243H14ZM42 242H43V243H42ZM46 242H47V243H46ZM80 242H81V241H80ZM188 242H189V243H188ZM193 242H194V243H193ZM204 242H205V243H204ZM12 243H13V244H12ZM28 243H29V245H28ZM30 243H31V244H30ZM40 243L44 246L43 248H42V245H40ZM45 243H46V245H45ZM49 243H50L51 245H50ZM62 243H63V246H62ZM67 243H68V242H67ZM139 243H140V244H139ZM143 243H144V244H143ZM160 243H162L163 245H161ZM180 243H181V244L184 243V245H185V244H186V245H185V246H184V245L182 246ZM191 243H192V244H191ZM228 243H229V244H228ZM242 243H243V244H242ZM15 244H16V245H15ZM32 244H33L34 246H30V245H32ZM53 244H54V245H53ZM76 244H77V245H76ZM145 244H146V245H145ZM159 244H160V245H159ZM172 244H173V245H172ZM190 244H191V245H190ZM193 244H195V245H193ZM197 244H199V245H197ZM200 244H201V245H200ZM202 244H203V246H202ZM257 244H259V246H257ZM5 245H6V246H5ZM10 245H11V246H10ZM47 245H48V247H47ZM66 245H67V247L69 248L68 250H67V247H65ZM94 245H95V243L93 244V246H94ZM96 245H97V246H96ZM96 245L94 246L95 248L93 247V250H94V251H98V250L100 251V249H101L102 252L100 251V252H101L100 254H98L99 252H98V253L96 252V253H95L96 255H95V254H93L92 256L90 255L91 257L95 256V257H94V260H93V258H91V259H92L91 263H90V260H91V259H89V251H88V250H86V251H85V250H81V249H83V248L80 249V250H81V252H80L81 255H80V256L83 257V260H84V261H87V260H88L87 262H89V263L85 262L86 264H92V263H95V264H101V263H100L101 260H98V259H100V258H99V256H97V254H98V255H101V256L103 255L102 258H103V261H104V262H103L102 264H106V263H107V261L104 260V258L106 257L105 255H106L108 252H110V251H107V247H106V246H105L106 248L104 249V247H102L100 244H96ZM125 245H126L127 247H125ZM141 245H142V247H141ZM151 245H153V246L151 247ZM158 245H159V247H158ZM168 245H169V246H168ZM170 245H171V246H170ZM175 245H176V247H175ZM187 245H188V247H187ZM208 245H210V246H208ZM260 245H261V246H260ZM262 245H263V246H262ZM12 246H13V247H12ZM18 246H19V247H18ZM45 246H46V247H45ZM50 246H51V247H50ZM56 246H57V247H56ZM61 246H62V249L60 248V249H61V250H60L61 253H60V254H57L58 251H59V247H61ZM74 246H73V247H74ZM81 246H82V245H81ZM162 246H163V247H162ZM193 246H195V247H193ZM198 246H200V247H198ZM206 246H207L208 248H207ZM239 246H240V247H239ZM243 246H245V247H243ZM11 247H12V248H11ZM14 247H15V249H14V251H13V248H14ZM26 247H27L28 250L26 249ZM34 247H35L36 249H35ZM143 247H144V248H143ZM155 247H156V248H155ZM181 247H182L184 250H183ZM1 248H2V252H1ZM16 248H17V250H16ZM18 248H19V249H18ZM33 248H34V249H33ZM75 248H74V249H75ZM139 248H140L141 251L139 250ZM141 248H142V249H141ZM161 248H162V249H161ZM180 248L182 249V252H181V249H180ZM198 248H201V249H198ZM46 249H47L48 252H45ZM77 249H78V247H77ZM96 249H98V250H96ZM127 249L129 250L128 253L126 252ZM130 249H131V251H133V252H131ZM154 249H155V251H154ZM156 249H157V251H156ZM160 249H161V250H160ZM177 249H178V250H177ZM197 249H198V250H197ZM241 249H242V250H241ZM253 249H254V250H253ZM261 249H262V250H261ZM8 250L11 251V252H9ZM53 250H54L55 252H54ZM72 250H73V249H71V253H72L73 256H75V257H74V260H75V262H76V261L78 260V257H80V256L78 255L76 249H75L74 252H73ZM80 250H78V251H80ZM104 250L107 251V252L105 251V252H106L105 255H104V253H105ZM137 250H138V252H137ZM191 250H192V251H191ZM200 250H202V253H201ZM204 250H205V251H204ZM238 250H239V251H238ZM24 251H25L26 253H25ZM28 251H29V252H28ZM34 251H35V253H34ZM37 251H38V253H37ZM41 251H42V252H41ZM82 251H83V253H85L84 255H83ZM84 251H85V252H84ZM150 251H152V252H150ZM160 251H161V252L163 251V252L161 253ZM190 251H191V252H190ZM199 251H200V253H198ZM240 251H241L242 253H241ZM246 251H247V254H246ZM249 251H250L251 253H250ZM254 251H255V252L257 251V254H255ZM5 252H6V253H5ZM30 252H31V253H30ZM51 252H52V254H50ZM56 252H57V253H56ZM75 252H76V254H75ZM112 252H113V251H111V253H112ZM121 252H120V253H121ZM139 252H140V254H139ZM153 252H154V255H152ZM156 252H158V253L160 252L161 255H160V254L158 255ZM188 252H190L191 254L188 253ZM212 252H213V253H212ZM236 252H237V253H236ZM248 252H249V253H248ZM36 253H37V255H36ZM46 253H47V254H46ZM65 253H63L64 256H65ZM91 253H92V252H91ZM91 253H90V254H91ZM93 253H94V252H93ZM130 253H131V254H130ZM134 253H135V255H134ZM137 253H138V255H137ZM148 253H149V254H148ZM163 253H164V254H163ZM179 253H180V254H179ZM181 253H183V254H181ZM187 253H188V254H187ZM193 253H194V254H193ZM195 253H196V254H195ZM238 253H239V254H238ZM252 253H253V255H252ZM34 254H35V255H34ZM56 254L59 255V256H55ZM69 254H70V253H69ZM69 254H68V256H69ZM74 254H75V255H74ZM108 254H109V253H108ZM108 254H107V255H108ZM128 254H130V255H128ZM150 254H151V256H150ZM197 254H198V255H197ZM206 254H207V255H206ZM224 254H227V255H224ZM240 254H241V255H240ZM242 254H243V255H242ZM32 255H33V256H32ZM72 255H70V256H72ZM82 255H83V256H82ZM124 255H125V256H124ZM136 255H137V256H136ZM143 255H144V256H143ZM187 255H189L188 258L186 257ZM211 255H212V256H211ZM244 255H245V256H244ZM247 255H248V256H247ZM250 255H251V256H250ZM4 256H5V255H4ZM34 256H35V257H34ZM37 256H38V257H37ZM41 256H42V257H41ZM44 256H45V257H44ZM68 256L66 255V257H68ZM70 256H69V257H70ZM96 256H97V257H96ZM101 256H100V257H101ZM109 256H111V255L109 254ZM122 256L124 257V259H125L126 256H127L126 259H127L128 257H130V256H131V258H130V259H127V260H128V261H127L126 259L124 260ZM132 256H133V257H132ZM134 256H135V257H134ZM146 256H147V258H146ZM148 256H150V257H148ZM154 256H155L157 259L154 258ZM164 256H165V257H164ZM208 256H210V258H209ZM218 256H220V257H218ZM227 256H229V257H227ZM254 256H255V257H254ZM36 257H37V259H35ZM40 257H41V258H40ZM66 257H63V258H66ZM69 257L66 258V259H63L62 261L65 262L64 260H67L66 262H68V261H69V260H68ZM85 257H86V258H85ZM184 257H185V258H184ZM207 257H208V258H207ZM234 257H235V259H234ZM252 257H254V258H252ZM39 258H40V259H39ZM70 258H71V257H70ZM134 258H136V259L134 260ZM138 258H139V259H138ZM141 258H142V259H141ZM149 258H150V259H149ZM166 258H167V259H166ZM191 258H192V259H191ZM197 258H198L199 260H198ZM204 258H205V259H204ZM206 258H207V259H206ZM260 258H261V259H260ZM76 259H77V260H76ZM85 259H86V260H85ZM137 259H138V260H137ZM155 259H156V260H155ZM193 259H194V260H193ZM217 259H218V260H217ZM226 259H227V261H225ZM232 259H233L234 261H233ZM239 259H240L241 261H240ZM244 259L246 260V262H245ZM247 259H248V261H247ZM250 259H251L252 261H251ZM258 259H260V260H258ZM36 260H37V261L39 260V262H36ZM80 260H81V258H80ZM129 260H131V261L129 262ZM133 260H134V262H133ZM149 260H150V261H149ZM154 260H155V261H154ZM157 260H158V262H157ZM160 260H161V261H160ZM253 260H254V261H253ZM256 260H258V261L255 262ZM41 261H42V260H41ZM84 261H83V262H82V261H80V262L78 261V264H84ZM96 261H97V263H96ZM105 261H106V263H105ZM140 261H141V263H140ZM145 261H146V263H145ZM167 261H168V262H167ZM238 261H239V262H238ZM262 261H263V262H262ZM66 262H65V263H66ZM71 262H73V260L71 261V259H70V261H69L68 263H66V264H69V263H71ZM117 262H116L115 264H117ZM165 262H166V263H165ZM243 262H244V263H243ZM65 263H64V264H65ZM45 264H46V263H45ZM61 264H63V263H61ZM108 264H112V262H110V263H108Z\"/></svg>",
	"mask_w": 264,
	"mask_h": 264
}]
</instances>
